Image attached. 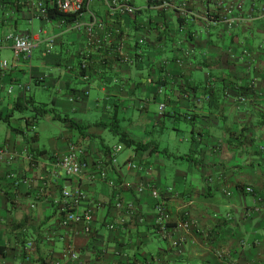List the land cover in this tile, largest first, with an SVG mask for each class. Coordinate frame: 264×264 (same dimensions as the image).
<instances>
[{
  "label": "crops",
  "instance_id": "1",
  "mask_svg": "<svg viewBox=\"0 0 264 264\" xmlns=\"http://www.w3.org/2000/svg\"><path fill=\"white\" fill-rule=\"evenodd\" d=\"M31 1L0 0L12 33L41 39L31 61L0 68L1 111L29 96L82 128L63 122L47 149L37 127L52 114L33 120L30 105L29 115L0 120V148L13 154L0 159V264H264V0H172L177 8L127 0L136 14L95 0L69 20L37 17ZM237 3L243 20L236 25L209 21ZM92 13L103 21L92 35L74 27ZM25 21L29 28L21 29ZM18 82L30 90L22 93ZM5 85L13 87L7 96ZM117 129L150 146L127 147ZM72 144L87 163L80 178L54 165ZM118 145L123 150L113 154ZM110 181L128 184L119 195L136 206L115 230L107 227L118 215ZM140 184L192 197V231L164 240L155 201L149 190L137 193ZM65 187H79L82 208H95L90 233L83 222L61 224Z\"/></svg>",
  "mask_w": 264,
  "mask_h": 264
},
{
  "label": "built area",
  "instance_id": "2",
  "mask_svg": "<svg viewBox=\"0 0 264 264\" xmlns=\"http://www.w3.org/2000/svg\"><path fill=\"white\" fill-rule=\"evenodd\" d=\"M95 0H32L31 7L34 10V14L37 17L47 18L49 9L56 7L60 12L64 14L75 15L80 17L84 12L90 11L91 5ZM189 1V0H188ZM107 8L113 13H129L136 14L139 7L132 5L127 0H104ZM161 6L177 8V3L172 0H162ZM241 4L237 3L234 7H227L225 12L218 18L211 17L209 21L212 24L224 23L228 27L236 25L243 18L235 13V10L241 9ZM261 19L264 22V10L260 14ZM102 27L103 21L92 13V19L89 23H83L80 20L75 21L74 27L82 29L85 27L89 35L93 34L94 28ZM5 41L11 47L13 51V59L11 62L7 60L0 64V68L7 70L20 63L29 62L33 58L34 51L39 47L41 39H36L28 35H20L18 33H9L5 35ZM47 42L52 48L53 40L48 38ZM86 68V65H83ZM18 88L22 91L28 89V85L18 83ZM12 92V87L9 89V93ZM165 105L162 103L160 109L164 110ZM123 150L122 145L113 147V154ZM81 150L74 144L70 145L69 149L65 153L56 155L54 165L57 169L63 171L67 177L80 178L87 170V163L82 158ZM13 158V154H10L7 150L0 148V159ZM28 159H31L30 154L27 155ZM115 162L116 159L112 157ZM129 168H137V164L129 160L127 161ZM11 174V177H14ZM110 186L116 188L115 199L113 207L117 209L118 215L112 222L107 223V227L110 230L120 228L126 223V216L136 212V206L126 200L122 199L119 195L124 186L128 184H118L115 181H110ZM145 190H149L151 197L154 199V212H155V225L158 233L164 240H172L176 235L182 237L184 234H188L195 226V220L192 216V206L194 199L192 197H183L178 191L172 187L164 189L149 188L145 184H140L136 187L137 193H143ZM243 190L246 193H252L253 188L251 186H245ZM230 195V191H225ZM86 201V195L84 191L79 187H65L62 190L61 198L58 201L59 212L62 215L61 224L69 226L83 222L85 232L90 233L93 228V222L95 218V208L93 206H86L82 208L83 202ZM172 206L174 210L172 209ZM176 244V240L174 241ZM71 257L77 258V253L73 251H67ZM222 256V254L220 253ZM49 264H62L59 259L51 261Z\"/></svg>",
  "mask_w": 264,
  "mask_h": 264
},
{
  "label": "trees",
  "instance_id": "3",
  "mask_svg": "<svg viewBox=\"0 0 264 264\" xmlns=\"http://www.w3.org/2000/svg\"><path fill=\"white\" fill-rule=\"evenodd\" d=\"M153 2L161 4L162 0H153ZM132 5H134V4H132ZM68 16H71V15L70 14H64V13L60 12L56 7H52L49 9L48 17L51 19H64V18H66V20H69ZM72 16H75V15H72ZM2 42L7 43L5 41V38L2 39ZM7 45H8V43H7ZM18 83H22V82H18ZM18 83H16L17 88H18ZM22 84H24V83H22ZM25 85H28V89L26 91L21 90L22 93H27L30 90V84H25ZM9 89H8V92H9ZM12 91H13V87H12ZM30 105L32 106V110L35 112L33 120L34 119L37 120L40 116H44L45 114H52L53 119H55V120H60L62 122L67 121V122H70L73 127H76L78 129L82 128L81 125L77 124L72 118H70L66 115L60 114L53 107L52 108L48 107V104L43 105L40 103H36V104L33 103V101L29 98V96L28 97L24 96V99L19 97L18 101L15 103L13 110L10 111L9 113L5 114V115H3V111H1V108H0V120H3L5 123H8L10 121V118L12 117L14 111L22 112L24 110H28V108H29L28 106H30ZM28 123H29V125H31V127L34 128V124H35L34 122L30 123V121H29ZM115 133L119 136L120 141L123 142L127 147L134 146L135 149L145 150L146 148H148L150 146L149 143H144L143 141H135V140L131 139L125 131H121V130L117 129V130H115Z\"/></svg>",
  "mask_w": 264,
  "mask_h": 264
},
{
  "label": "rangeland",
  "instance_id": "4",
  "mask_svg": "<svg viewBox=\"0 0 264 264\" xmlns=\"http://www.w3.org/2000/svg\"><path fill=\"white\" fill-rule=\"evenodd\" d=\"M1 21H2V13H0V64L3 61H5V60H7L8 62H11L12 59H13V51H12V49L9 48V45H7V43L2 42V39L5 38V35L11 33V29L12 28L9 27V25H7V24H3ZM27 28H29V25H28V23L26 21L21 23V29H27ZM8 29L10 30L9 32H7ZM35 52H34V55H35ZM34 55H33V58H34ZM8 88H9V85H5V87L3 89V93L6 96H7ZM45 96H46L45 98H48L49 92H46ZM17 114L18 115H20V114H24V115L28 114L29 115L30 112L28 110H24L22 112H17ZM46 121H47L46 119L40 120V124L37 127L38 131L42 134V135H40L39 144H40V146H43V147H45L47 149H50L51 148V137L53 139L54 136L55 137L60 136V135H57V134H60V132L62 131L63 127H65V126H64L63 122L60 121V120H54V121L52 120V122H50V123L46 122ZM185 123H186V121H182L181 125L182 126H184V125L186 126ZM167 127H170L169 123L167 124ZM168 132L171 133V130L169 129L167 131V133ZM108 133L110 134V132H108ZM110 136L111 137H110L109 143L117 142V139L115 137H112V135H110ZM180 136L184 137L183 135H179V137ZM127 150L125 148L124 152H127Z\"/></svg>",
  "mask_w": 264,
  "mask_h": 264
}]
</instances>
